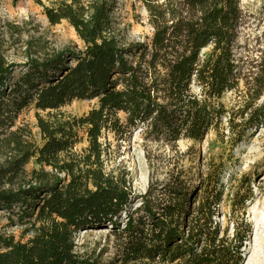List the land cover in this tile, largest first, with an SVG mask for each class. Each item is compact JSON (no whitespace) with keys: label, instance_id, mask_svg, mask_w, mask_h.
Masks as SVG:
<instances>
[{"label":"trees","instance_id":"obj_1","mask_svg":"<svg viewBox=\"0 0 264 264\" xmlns=\"http://www.w3.org/2000/svg\"><path fill=\"white\" fill-rule=\"evenodd\" d=\"M35 1L50 25L67 22L83 48L31 59L16 76L20 67L7 62L0 40V137H9L7 145L19 154L0 169V210L32 221L25 241L0 235V264H98L76 254L74 238L103 228L115 237L120 264H239L251 228L244 219L241 229L231 220L233 236L221 233L215 217L222 191L206 194L189 212L184 174L171 173L150 184L132 212L127 175L108 173L106 159L110 136L126 142L138 130L177 157L180 142H204L224 119L236 142L264 126V48L252 57L235 54L242 0H139L153 34L129 45L115 32L120 0ZM233 91L242 94L237 112L219 103ZM92 100L97 107L80 117L60 113ZM32 105L47 113L38 115L39 148H30L18 130L5 131ZM84 141L87 147L76 152ZM31 159L64 178L42 170L26 186L3 189L16 185Z\"/></svg>","mask_w":264,"mask_h":264},{"label":"rangeland","instance_id":"obj_2","mask_svg":"<svg viewBox=\"0 0 264 264\" xmlns=\"http://www.w3.org/2000/svg\"><path fill=\"white\" fill-rule=\"evenodd\" d=\"M41 1L48 4L57 0ZM241 4L245 17L238 30L235 54L238 58H247L252 57L259 48H264L261 43L264 34V0H242ZM114 20L115 32L124 45L146 43L152 37L148 14L139 0H120ZM0 40L4 42L7 62L20 67L16 76L25 72L22 67L31 59L43 60L58 52L79 51L83 48L74 29L67 22L50 25L43 8L35 0H0ZM239 88L243 90V85ZM193 91L198 93L196 89ZM241 95L239 91L229 92L219 103L227 111L237 112L242 105ZM97 105V100L75 101L62 108L60 113L80 117ZM39 114L47 118V113L38 112L33 105L22 110L14 123L16 127L5 129L6 133L18 130L30 148L41 147L43 138L38 127ZM240 121L238 119L236 122ZM2 137L0 169H7L19 154L13 146L7 145L9 137ZM109 140L113 146L106 159V170L108 173L127 175L133 192L130 211L140 206L141 196L150 184L163 182L171 173L183 172L191 197L189 212H195L206 194L208 196L212 191H222L223 201L217 207L215 217L221 233L226 231L232 237L235 228L231 220L239 222L241 229V220L244 219L251 233L241 249L239 264H264V126L252 128L243 140L236 142L228 131L227 119H224L218 131L211 130L204 142H180L177 157L169 147L144 141L140 130L135 131L126 142L117 143L112 136ZM86 147L87 142L84 141L75 151L80 152ZM42 170L50 172L52 177L64 178L31 159L16 185L14 181L12 185H4L3 189L15 190L18 186H26L35 179L33 173ZM218 178L220 181L217 184ZM126 218L123 216L120 221L122 228ZM31 222L27 219L19 221L15 215L0 210V235L25 241L32 236L28 229ZM74 242L76 254L84 261L120 264L116 261L117 242L109 229L81 231L76 234Z\"/></svg>","mask_w":264,"mask_h":264}]
</instances>
